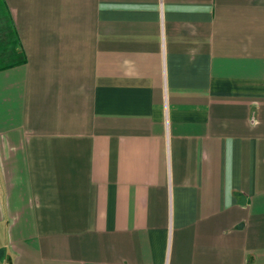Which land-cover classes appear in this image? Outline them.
<instances>
[{"label":"crops","instance_id":"1","mask_svg":"<svg viewBox=\"0 0 264 264\" xmlns=\"http://www.w3.org/2000/svg\"><path fill=\"white\" fill-rule=\"evenodd\" d=\"M0 264H264V0H0Z\"/></svg>","mask_w":264,"mask_h":264}]
</instances>
